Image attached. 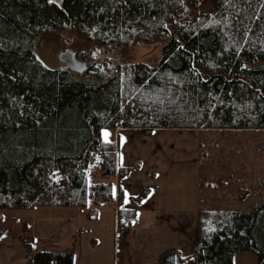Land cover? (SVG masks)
Returning <instances> with one entry per match:
<instances>
[{"label": "trees", "instance_id": "1", "mask_svg": "<svg viewBox=\"0 0 264 264\" xmlns=\"http://www.w3.org/2000/svg\"><path fill=\"white\" fill-rule=\"evenodd\" d=\"M204 4L211 10L180 19ZM64 30L104 63L90 62L84 74L43 64L41 38ZM166 40L155 66L122 59L132 45ZM118 129L264 131V0H0V213L74 209L96 221L116 200L124 205L111 180L142 165H118V144L103 139ZM92 167L100 180L90 183ZM150 192L128 200L136 208ZM203 207L195 264H235L242 253L264 264V202L250 212ZM134 208L117 210L120 226L136 220ZM6 234L0 228V243ZM34 244V236L24 242L25 264L75 262L73 252ZM187 261L170 249L158 264Z\"/></svg>", "mask_w": 264, "mask_h": 264}, {"label": "crops", "instance_id": "2", "mask_svg": "<svg viewBox=\"0 0 264 264\" xmlns=\"http://www.w3.org/2000/svg\"><path fill=\"white\" fill-rule=\"evenodd\" d=\"M190 132L156 130L140 136L133 129L114 131L115 139L111 141L119 146L118 165H142L123 180H111L116 196L119 188L124 192V205L119 206L116 200L109 205L113 209L104 207L96 221H89L85 212L74 209L0 213V223L5 225L10 217L21 221L18 231L0 227L7 230L0 243V264H25L31 254L24 242L32 236L36 251L73 252L74 264H158L160 255L170 249L181 251L188 258L186 264H195L192 256L200 208L199 136ZM142 188L151 192L134 208L128 199ZM119 208L136 209L139 226H120L116 216Z\"/></svg>", "mask_w": 264, "mask_h": 264}, {"label": "rangeland", "instance_id": "3", "mask_svg": "<svg viewBox=\"0 0 264 264\" xmlns=\"http://www.w3.org/2000/svg\"><path fill=\"white\" fill-rule=\"evenodd\" d=\"M209 10H211L209 5L204 4L196 9H187L182 14L193 18ZM184 18L186 17L184 16L183 20ZM75 36L73 31L64 30L42 37L37 47V57L50 69H60L64 66L60 55L67 50L76 54L92 50L91 57L86 59L78 57L80 61L87 63L95 62L101 57H98L100 53L91 44L76 40ZM167 42L168 40L159 41L147 46L132 45L126 49L122 59L155 66L160 62L161 49ZM104 61L102 57L101 64ZM114 131H104L103 139L114 140ZM190 131L199 136V181H203V187H199V200L203 208L250 212L259 207L264 202V131ZM43 139H45L43 136H39L36 141L37 147L42 145ZM89 176L90 183H93L94 179L100 180V173L96 167L92 168ZM106 207L113 209L109 205ZM8 213L20 214L23 211L12 210ZM20 225L21 221L11 217L6 225L5 222L0 223V227L7 226L15 231H18ZM257 261V257L252 253L238 254L235 258V264H257Z\"/></svg>", "mask_w": 264, "mask_h": 264}, {"label": "water", "instance_id": "4", "mask_svg": "<svg viewBox=\"0 0 264 264\" xmlns=\"http://www.w3.org/2000/svg\"><path fill=\"white\" fill-rule=\"evenodd\" d=\"M184 15H180V19H183ZM60 60L64 64V68L76 73V74H84L88 68L89 64L87 62L80 61L77 58V54L72 51H65L60 55ZM102 57L97 59L95 62L101 63Z\"/></svg>", "mask_w": 264, "mask_h": 264}, {"label": "built area", "instance_id": "5", "mask_svg": "<svg viewBox=\"0 0 264 264\" xmlns=\"http://www.w3.org/2000/svg\"><path fill=\"white\" fill-rule=\"evenodd\" d=\"M138 226H139V222L137 220H134L130 225H126V224L123 225L124 228L138 227ZM52 264H57V263L53 262Z\"/></svg>", "mask_w": 264, "mask_h": 264}, {"label": "snow or ice", "instance_id": "6", "mask_svg": "<svg viewBox=\"0 0 264 264\" xmlns=\"http://www.w3.org/2000/svg\"><path fill=\"white\" fill-rule=\"evenodd\" d=\"M105 135H107V133H105Z\"/></svg>", "mask_w": 264, "mask_h": 264}, {"label": "bare ground", "instance_id": "7", "mask_svg": "<svg viewBox=\"0 0 264 264\" xmlns=\"http://www.w3.org/2000/svg\"><path fill=\"white\" fill-rule=\"evenodd\" d=\"M96 61V60H95Z\"/></svg>", "mask_w": 264, "mask_h": 264}]
</instances>
